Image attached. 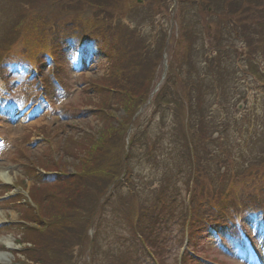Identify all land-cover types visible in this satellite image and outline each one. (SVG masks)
Returning a JSON list of instances; mask_svg holds the SVG:
<instances>
[{"label":"rangeland","instance_id":"obj_1","mask_svg":"<svg viewBox=\"0 0 264 264\" xmlns=\"http://www.w3.org/2000/svg\"><path fill=\"white\" fill-rule=\"evenodd\" d=\"M20 1L28 10L41 7L39 12H49L57 19L60 18L59 22L54 24L57 25L55 30L53 25L51 28L44 26L46 31L42 37L46 39H43V43L50 47V50H47L48 59L42 55L41 48H38L33 41L35 32L31 33L33 36L31 42L36 46L32 53V57L36 53L34 57L36 59H33L31 65L25 58L18 56L22 51L21 45L13 43L15 22L24 14L16 5L17 0H0V19L10 21L2 27L3 35L0 43L4 45L13 43L11 48L13 58L9 59L12 60L13 65L9 66L10 62H6L7 56L0 59V85L5 83L7 88L6 91L1 89L0 93V171L4 170L8 173L11 180L6 182L0 179V239L8 238L13 242L8 248L0 241V252L10 253L11 258L0 264L21 262L33 264L31 262L33 260L24 255L25 248L30 244L32 248V241L46 242L45 238L50 236L44 234L43 223L38 221L36 209H41L43 212L47 209L53 214L60 201L63 208L66 205L62 200L64 196H61L64 191L60 192L61 200H57L59 198L55 194L59 193L56 188L63 186L62 182L57 183L53 180L49 183L50 175L47 171L43 172V168H53L57 173L62 171L67 176H74L78 174L79 165L86 154L89 160L90 157L93 158L92 164L97 162L100 165L96 166L97 169L105 168V171L106 168L113 169L112 164L106 159L103 160V156L106 155L105 147L97 142L102 135L106 142L109 138V141L118 142L123 148L127 143L129 144V139L135 138V142L143 140V146L139 145L135 151L137 154L134 153L133 158L130 159L129 170L123 171L119 178H124L126 181H119L116 188L110 190L107 196H111V202L119 200L129 203L134 199L136 204L141 205L146 201L148 204L146 207L152 213L153 208H156L155 204L162 205L164 201L168 206L165 209L168 211L167 220L160 229L159 235L165 237L166 241L158 236L159 240L155 242L157 251L164 257V264H253L255 255L250 253L252 244L258 251L257 262L264 264V213L245 212L246 214L239 217V221L228 223L225 228L207 230L204 236L202 233H197L192 244L196 246L195 250L192 249L191 244L187 246L185 241L189 240V235L186 234L193 227L188 211L194 212L193 209L199 198L197 193L205 194V197L210 198L209 193L212 191L210 188L224 190L233 179L225 178L228 181L224 180L219 184V178L214 176L213 184L219 185L220 188L212 185L209 179H198L199 184L195 189L197 193L190 205L184 193L181 174L182 171L185 173V170L191 175L194 174L187 161L179 158L187 153L188 144L180 134V125L175 121L180 114V107L171 102L167 93L168 86L171 87L173 83L172 80L169 82L167 80L169 70L171 75L177 76L180 69L187 70L193 61L202 58L205 60L204 51L209 52L213 58L212 49L207 46L212 38L209 39L207 34L214 33L217 28L221 29V25L224 26L221 29L223 35L229 37L230 45L234 46L235 50H244L243 44L249 48L243 55L255 57L256 69L264 78V42L262 44L258 42V34L248 25L249 20L244 24L242 31L246 36L244 43L234 39L242 38L234 31L237 25L227 24V15L235 13L238 5L231 8L226 6L229 5L227 2L220 4L222 1H216L214 3L219 4L217 8L221 7V9L215 10L205 3L206 1L203 2L204 8L195 7L183 0ZM30 13V18L34 22L35 13L38 12ZM245 15L242 14L240 18L243 19ZM50 19L52 18L48 17L47 20ZM66 21L71 25L64 30ZM75 25L84 30L75 29ZM227 29L234 31L231 37L226 33ZM56 31L59 37L58 45L54 40ZM74 33L82 37L86 36V41L81 45H76L74 38L69 41L68 38ZM98 35H100L99 39L95 37ZM143 40L152 42L150 46L155 47L156 51L153 61L149 64L143 63L135 70L137 63L134 59L133 62L130 61L129 52L135 50L139 41ZM221 47L226 46L221 44ZM226 55L232 60L236 57V54L231 52H227ZM120 57H122L121 63L116 62ZM226 60L227 57L224 58L225 63L221 60L222 65L212 66L219 68L225 64L221 69L223 73L224 69L229 70L236 66L238 72L232 73L228 79H223L218 84L223 90L222 93L218 92L219 98L222 99L217 111L219 118H224L226 111L228 115L237 113L238 121L243 128L253 134L249 135L251 141H254V133L255 131L257 133L256 128L259 125L261 126L259 133H263L258 138H264V85L258 82L257 85L251 83L253 78L247 76L244 71L246 68L243 67L246 62L241 61L239 57L233 61L236 65ZM245 60L249 64L251 59L245 57ZM171 61H175L173 66L170 65ZM179 65H183L182 68H178ZM120 66H125L128 75L138 79V82L135 81L133 84H138L140 90L135 92L146 89L148 93L144 102H140L134 110L132 103L135 100L130 99L128 95L120 96L121 93L119 94L116 86L107 84L108 80L119 79L121 74L116 76L112 75V72ZM144 78H149L150 81L146 80L145 84ZM166 81L168 86L161 89ZM223 86L229 87L228 90ZM240 93L245 98L236 96ZM161 95L168 99V103L159 101ZM233 96L236 97L232 105L227 106ZM112 97H114L113 104L110 101L105 106L103 101L112 100ZM210 103L215 107L217 102L211 100ZM184 129L186 125L183 126ZM196 132V129L191 130V134ZM247 137L248 134L222 133L223 144L229 146L233 157H239V152L246 149L244 145L250 146L244 143L250 141L246 139ZM155 138L162 147L158 162L151 163L152 161L143 158L142 153L143 147L146 146L144 142H150ZM211 154L208 151L202 155L211 166L206 175H211L210 168L214 167L219 172H225L223 164L218 167V163L209 160ZM254 154L264 155V139L258 140L251 150H244V156ZM57 166H62L64 169L61 170ZM169 168L172 170L167 171ZM114 172L118 170L115 169ZM131 174L132 178L125 177ZM110 175L106 177L110 178ZM111 177L114 178L113 175ZM162 177L170 178V186L166 189H163L162 182L160 183ZM96 183L92 181L88 188H95ZM130 189H135V195L138 196H132ZM32 193L37 197L36 204L31 198ZM91 195H88V198ZM174 196L175 200L172 199ZM82 197L87 200V195ZM167 200H171L170 204H167ZM97 202L102 201L97 200ZM30 203L33 205V210H25L26 207L32 208ZM40 219L43 220V217ZM245 233L249 239H246ZM68 240L72 241L69 238ZM75 243L68 246L69 251L73 252L70 256L72 263L65 262L66 264H113L114 258L102 245V241L99 245L88 239L80 244L77 241ZM184 247L194 251V254L188 249L191 254H187L183 261ZM138 258L142 264V256ZM145 264L152 262L148 260Z\"/></svg>","mask_w":264,"mask_h":264},{"label":"trees","instance_id":"obj_2","mask_svg":"<svg viewBox=\"0 0 264 264\" xmlns=\"http://www.w3.org/2000/svg\"><path fill=\"white\" fill-rule=\"evenodd\" d=\"M183 1L187 3L190 2L195 7L197 6L201 8L205 7L203 2L206 1L205 3H208V5L213 7L215 10L221 9V7L217 8L219 4L214 3L216 1H222L220 4L227 2L229 5L226 6L231 8L238 5L235 13L227 15V24L231 23V25H237L236 28H234V31H236L235 33L242 37L241 39H237L238 37H235L234 39H236L237 42L244 43L246 36L242 31L244 30V24L249 20L250 23L248 25L254 30L255 33L258 34V42L260 44L264 42V0ZM16 5L20 9V12L24 15L21 19L15 22L13 28V33H15V36L13 37V43L15 42L21 45L22 51L18 56L25 58L32 64L36 55L35 53V55L32 57V53L34 52L36 46H33V42H31V40L34 39V43H36L38 48H41L42 55L48 56L50 47L43 43V39H46V37H42V34L46 31L44 26L47 25L51 28V25H53L55 26L53 27L55 30L57 25L54 24L55 22H59L60 17L57 19L55 15H52V13L42 11L39 12L41 7L28 10L23 7V3L20 0H17ZM224 7L225 5H223L222 8ZM31 11L38 12L35 13L36 17L34 22L30 18ZM242 14H246L243 19L240 18ZM48 17H51L52 19L47 20ZM9 22L10 21L7 19L2 21L0 19V40L3 35L2 27L6 26ZM70 25L71 24L66 21L63 29H68ZM74 28L84 30L83 28L80 29V27L77 25H75ZM223 28L224 26L221 25V29ZM221 29L217 28L214 33L207 34L209 39L212 38V41L207 44V46L212 49L211 53L214 54V56H212L213 58H211L209 52L206 53V51H204L203 55L205 56L204 59L206 58L205 60L202 58L199 61H193L192 65L189 66L187 70L186 68L182 70L180 69V72L177 76L175 74L171 75L169 70L167 80L168 82L172 80L173 83L171 87H169L168 82L166 81L165 85L161 87V89H164V87L168 86V98L172 103L178 105L181 110L175 121L178 123V125H180V134H182V138L186 140L185 142L188 144L187 153L179 156V158L181 157L187 161L191 172L194 174L191 175L186 170L185 173L182 171L181 174L184 183V193L190 205L193 203L195 199L194 195L197 193L195 189L199 184L198 179H209L210 183L212 182V185H214L212 180L214 176L219 178V184H222L225 178L233 179V182H230L228 187L224 190L210 188L212 190L209 193L210 198L205 197V194L201 195L200 193H197L199 198L193 209L195 213L188 211V216L192 218L193 224L195 223L200 225L202 222H204L203 227L206 228L218 226L223 221L232 219L233 216L235 217L241 210L253 208L258 203L264 205V169H262L264 168V155L257 156L254 154L252 156H244V150H251L258 140L264 139L258 138L261 133H263H259L261 131V126H257V133L255 131L253 137L254 141H251L250 136L253 134L248 133L247 130L243 128V126L240 124V121H238L237 113L235 115H228L226 111V116L220 119L219 114L217 113L218 108H213V104L210 103L211 100L218 102V105L222 103V99L219 98V93H222L223 90L218 85L219 82L221 83V80L228 79L232 73L235 74V72H238L236 66L229 68V70L224 69V73L221 69L225 66V64L219 68L212 66L213 64L222 65V62L225 63L224 58L226 59V57L228 59L226 60L228 63L235 61L236 57H239L241 61L243 60L246 62L243 65V67L246 68L244 71L246 72L247 76H252V84L257 85L258 82V84L264 85V78L256 69L257 62L254 61L255 57L252 58L250 56L248 57L243 55L245 50H249V48L243 44L242 47L244 50H235V48H233L234 46L232 47L230 45L229 37L223 35ZM234 31L227 29L226 33L231 37ZM33 32H35L34 37L31 35ZM32 37L33 39H31ZM58 39V32L56 31L54 34V40L57 45L59 44ZM70 39L71 38H68V40ZM238 40H241L242 42ZM13 43L5 45L0 43V59H3L5 56H7L6 62L12 63V60L9 59L13 58V53L11 52ZM52 43L53 42L51 41V44ZM150 44H152L150 41H139L135 50L129 52L131 59L130 61L133 62L134 59L137 63L135 70L143 63L149 64L151 61H153V55L155 54L156 48L150 46ZM221 44H224L226 47H221ZM47 47L48 49H46ZM227 52L236 54V57L232 60L230 56L226 55ZM248 54L250 53L248 52ZM216 55H218V57H216ZM245 57L251 59L249 64L245 60ZM121 60L119 63H121ZM221 60L223 61L221 62ZM14 62L16 61L13 60V63ZM171 62L172 63H170V65L173 66L175 61ZM233 65H236V62H233ZM181 66L183 65H179L178 68H182ZM124 67L125 66H120L119 68H115L112 72V75L116 76L121 74L119 79H116L119 81H116L115 79L108 80L107 84L116 86V89L119 90V94L121 93L120 96L128 95L130 96V99L135 100V102L132 103V105L134 104V110L137 108L140 102H144L148 93L146 89L140 92L138 91L139 93L135 92L140 90L138 89V84H133L135 81L138 82V79H134L132 76L128 75L127 68L125 69ZM184 70H186V72H183ZM123 73L124 75L122 76ZM143 80L145 84L146 80L150 81L149 78H144ZM223 88L228 90L229 87L224 86ZM236 96L245 98V96L241 93L240 95ZM236 96L231 97V101L228 102L227 106L232 105V101ZM114 97H112V100L105 99L103 104L107 106L110 101L113 104ZM159 101L161 103H168V99H165L164 95H161ZM185 125L186 129L183 130V126ZM192 129L194 131L196 129L197 132L195 134H191ZM214 133L218 134L216 138L213 137ZM222 133L248 134L246 139L250 141H245L244 143H247L250 146L244 145L246 149L239 152V157H233L231 155L229 146L223 144ZM197 139L198 141L196 142ZM129 141V144L127 143L126 147L123 148L118 145V142L112 143L109 141V138H107L106 142L104 135H102L97 139V142H99V145L103 146V148L105 147L106 155L103 156V160L106 159L109 164H112L113 169L106 168V171L105 168L97 169V167L100 165L97 162H93L92 164L91 160L93 158L90 157L89 160L87 155L84 154V160L79 165L80 170L78 171V174L74 176L64 175L62 180L56 181L57 183L62 182L61 184L63 185L60 188H56V190L59 192L58 194L55 193L59 198L57 200H61L60 192L64 191V194L61 196H64L62 200L65 201L67 206L65 205L63 208V205L60 201L57 210L53 214H51L47 209H44V212L41 209H36L38 221H40L41 224L43 223L42 228L45 231L44 234H49L50 236L49 238H45L46 242H43V240H38L35 242L32 241L33 247L26 252V256L33 260V264H66L65 262L72 263L70 256L73 252L69 251L68 246L71 244H76V241L80 244L87 239L91 242L93 241L97 245H99V242L102 241V245L110 251L114 258V262H112L113 264H140L138 258L140 255L144 257L151 256L155 260L157 258L156 261H159V264L161 262L164 264V257L163 255L161 256L159 251H157L155 245V242L159 240V231L162 228L161 223L167 220L166 214L168 211L165 209L168 206L164 204V201L162 205L156 203V208H153L152 213L148 211L146 207L148 204L146 201H144V204L140 205V203L136 204L134 199H132L129 203L127 201H124L123 203L122 201L119 202V200H115L116 202H119L117 204L116 202H111V196H107V193H109L110 190L116 188V184L119 181H126L124 178H119H121L123 171L125 172V170H129V165L131 162L130 159L133 158L137 147L139 145L143 146V140H137L138 142H135V138H133L132 140L129 139ZM144 143L146 146L143 147V158L149 162L152 161L151 163H157L160 159L159 153H161L162 147L160 146L158 139L155 138L150 142ZM196 147L199 148L196 149ZM208 151L212 153L211 159L209 160H212L215 164L218 163V167L223 164L226 170L224 173L219 172V170L214 167L210 168L211 175H206L208 173L209 167L211 166L209 161H206L202 155ZM179 152L181 153V151ZM183 152L184 151H182V153ZM90 154L91 153L89 152V155ZM251 161H253V164H251ZM57 168L61 170L64 169L62 166H57ZM115 169H117L118 172H114ZM170 170H172V168H169L167 171ZM108 174H111L110 178L106 177ZM112 175L114 176L113 179L111 177ZM125 177H127V179L128 177L132 178V174L131 176ZM162 180L160 181V183L162 182V188H168L170 186V178L162 177ZM92 181L97 182L96 187L88 188ZM214 186H218L220 188L219 185ZM90 191H92V193ZM130 191L132 196H138L135 195V189H130ZM177 193L178 192H176V194ZM90 194L92 195L88 198V195ZM83 195H87V200L82 197ZM206 195L208 196V193ZM31 197L33 202L36 204L37 197L35 194L32 193ZM172 199L175 200V196L172 197ZM97 200L102 202L99 203ZM170 202L171 200H167V204H170ZM32 210L33 209L30 211ZM32 215L34 214L32 213ZM40 217H43V220H41ZM197 229H199V226H197L195 229L189 230L188 243L191 245L194 244V235L192 231ZM154 232H156L157 235ZM71 237H73L75 240H78H72ZM68 238L72 241L70 242ZM160 238H162L163 241H166L165 237L160 236ZM96 241L98 243H96ZM38 242L40 243L38 244ZM192 246L195 248V245ZM109 259L111 260L110 257Z\"/></svg>","mask_w":264,"mask_h":264},{"label":"bare ground","instance_id":"obj_3","mask_svg":"<svg viewBox=\"0 0 264 264\" xmlns=\"http://www.w3.org/2000/svg\"><path fill=\"white\" fill-rule=\"evenodd\" d=\"M0 179L6 181V182H10V178L8 176V173H6L4 170L0 171ZM0 241L7 247H11L13 245V242L11 239L8 238H2L0 239ZM10 258V253L8 252H0V262H4V261H9Z\"/></svg>","mask_w":264,"mask_h":264}]
</instances>
